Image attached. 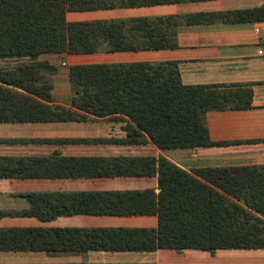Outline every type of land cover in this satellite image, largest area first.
<instances>
[{"label":"trees","instance_id":"trees-1","mask_svg":"<svg viewBox=\"0 0 264 264\" xmlns=\"http://www.w3.org/2000/svg\"><path fill=\"white\" fill-rule=\"evenodd\" d=\"M146 0H0V123L126 122L125 138L0 139L2 143L141 144L157 149L210 146L206 113L248 108L225 86L185 85L176 61L68 66L70 106L51 104L56 68L44 54H90L176 47L158 20L68 21L67 12L145 5ZM196 176L154 156H0V179L157 177L158 192L85 190L19 193L24 210L4 216L51 221L61 215H155L156 228L0 227V251L42 249L38 236L65 233L107 250L264 248V166L201 169ZM242 199L245 205L235 200Z\"/></svg>","mask_w":264,"mask_h":264},{"label":"crops","instance_id":"crops-1","mask_svg":"<svg viewBox=\"0 0 264 264\" xmlns=\"http://www.w3.org/2000/svg\"><path fill=\"white\" fill-rule=\"evenodd\" d=\"M145 5L93 11L67 12L68 21L146 17L158 20L176 47L162 50L44 54L56 68L51 104L70 106L68 66L73 64L176 61L185 85L225 86L235 90L236 102L248 108L206 113L210 146L157 149L149 140L141 144L107 143H2L0 156H154L162 155L196 176L201 169L264 166V0H146ZM259 50L263 53L260 54ZM63 66V67H62ZM125 121L108 118L87 122L0 123V139L125 138ZM113 148L110 152L106 149ZM21 149H24L21 152ZM105 149V151H100ZM129 150V152H128ZM150 150V151H147ZM152 188L157 177H101L80 179H0V209L24 210L19 193L47 191L139 190ZM235 200V199H234ZM245 205L242 199L235 200ZM0 227H129L156 228L155 215H61L51 221L33 216H4ZM45 235L42 249L0 251V264H264V248H227L154 251L92 248L84 238L65 233ZM92 245V246H91Z\"/></svg>","mask_w":264,"mask_h":264},{"label":"rangeland","instance_id":"rangeland-1","mask_svg":"<svg viewBox=\"0 0 264 264\" xmlns=\"http://www.w3.org/2000/svg\"><path fill=\"white\" fill-rule=\"evenodd\" d=\"M70 14H68V20H75L76 18L72 17V16H69ZM20 61V60H19ZM18 60H11V59H8V60H1L0 59V67H6V66H12V65H15L17 62H19ZM63 67V66H62ZM113 148H110V149H106L107 152H110ZM24 149H21V152H23ZM101 152L102 151H105V149L103 150H100ZM147 151H150V150H147ZM129 152V150H128Z\"/></svg>","mask_w":264,"mask_h":264},{"label":"built area","instance_id":"built-area-1","mask_svg":"<svg viewBox=\"0 0 264 264\" xmlns=\"http://www.w3.org/2000/svg\"><path fill=\"white\" fill-rule=\"evenodd\" d=\"M259 53H260V54H262V53H263V51H262V50H259Z\"/></svg>","mask_w":264,"mask_h":264}]
</instances>
